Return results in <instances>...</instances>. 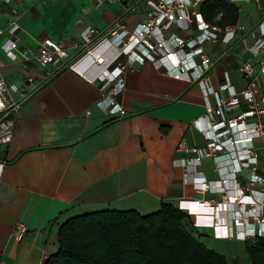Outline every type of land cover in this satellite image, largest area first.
I'll use <instances>...</instances> for the list:
<instances>
[{
	"label": "crops",
	"instance_id": "crops-1",
	"mask_svg": "<svg viewBox=\"0 0 264 264\" xmlns=\"http://www.w3.org/2000/svg\"><path fill=\"white\" fill-rule=\"evenodd\" d=\"M242 7L241 21L252 27L259 11L250 5ZM124 10L117 3L97 7L94 0H0V80L28 90L44 76L35 62H13L2 50L12 37L10 23L20 26L16 51L20 57L21 50L36 51L44 39L65 43L79 38L78 20L106 29ZM247 45L248 41L237 43L226 58L221 46L206 48L214 61L207 74L216 90L226 73L237 91L246 87L239 65L246 60L257 62ZM30 77L33 83L28 82ZM126 82L119 98L126 116L100 111L96 106L103 96L99 85L72 71L41 87L22 106L12 142L0 146L7 161L0 191V264H44L58 250L60 227L75 216L108 210L150 215L165 203L178 207L183 199L223 200L220 191H197L198 176L194 172L186 176L185 169L175 165L177 160L195 158L193 150L207 144L194 126L206 113L201 85L176 79L150 62L129 71ZM9 97L17 100L19 95L12 91ZM247 108L243 101L242 109ZM256 142L262 170L264 141ZM218 162L228 166L226 157ZM216 168L215 159L207 157L195 171L207 181H217L222 176ZM248 175L247 171L239 176L237 183L246 185ZM223 217L228 223L229 215ZM202 221L190 216L184 223L207 248L212 249L202 242L205 239L242 241L216 239L211 226ZM20 225L27 232L17 241L13 232Z\"/></svg>",
	"mask_w": 264,
	"mask_h": 264
},
{
	"label": "built area",
	"instance_id": "built-area-1",
	"mask_svg": "<svg viewBox=\"0 0 264 264\" xmlns=\"http://www.w3.org/2000/svg\"><path fill=\"white\" fill-rule=\"evenodd\" d=\"M94 1L97 7L117 3L125 10L103 30L78 20L79 38L65 43L44 39L36 51L21 50L20 57L16 54L20 26L10 23L12 37L2 45V50L13 62H35L44 70V76L38 86L28 90L0 80V146L12 142L22 106L41 87L66 71L99 85L103 96L96 106L100 111L126 116L119 102L126 90V75L150 62L176 79L199 83L206 100L205 115L194 121L207 141L206 147L194 149L195 158L177 160L175 165L183 167L186 176L191 172L198 176L200 182L194 184L197 191H220L224 198L217 203L183 199L178 208L189 217L196 216L209 224L216 239L254 241L264 237V169H260L256 153V141H264V0H225L237 8L239 17L236 23L224 26L206 20L202 6L210 0ZM242 5L254 6L259 11L252 27L241 21ZM13 15H18L16 9ZM247 41V50L257 62L246 60L239 65L246 87L237 91L226 73L225 82L216 90L207 74L214 61L206 48L221 46L222 58H226L237 43ZM28 82L33 83L34 79L30 77ZM12 91L18 93L17 100L9 97ZM243 101L248 104L245 110ZM181 149L182 146L178 148ZM207 157L215 159L221 180L207 181L203 173L195 171ZM220 157L227 158V167L220 165ZM6 166L7 161L0 160V191ZM247 171V184L242 186L236 179ZM227 214L229 219L225 223L223 216ZM26 232L20 225L13 233L21 241Z\"/></svg>",
	"mask_w": 264,
	"mask_h": 264
},
{
	"label": "trees",
	"instance_id": "trees-1",
	"mask_svg": "<svg viewBox=\"0 0 264 264\" xmlns=\"http://www.w3.org/2000/svg\"><path fill=\"white\" fill-rule=\"evenodd\" d=\"M202 12L207 21L222 26L239 17L225 0H210ZM188 218L166 203L150 215L108 210L75 216L60 227L58 250L44 264H229L226 256L187 231ZM245 243L251 264H264V237Z\"/></svg>",
	"mask_w": 264,
	"mask_h": 264
},
{
	"label": "rangeland",
	"instance_id": "rangeland-1",
	"mask_svg": "<svg viewBox=\"0 0 264 264\" xmlns=\"http://www.w3.org/2000/svg\"><path fill=\"white\" fill-rule=\"evenodd\" d=\"M122 9V8H121ZM204 240V238H203ZM206 245H209L212 249L225 255L229 264H250L246 249L245 241H202Z\"/></svg>",
	"mask_w": 264,
	"mask_h": 264
}]
</instances>
